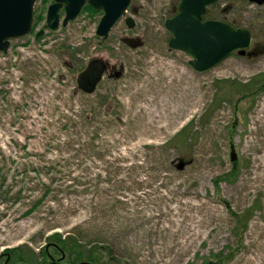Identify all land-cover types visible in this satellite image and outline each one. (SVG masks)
Masks as SVG:
<instances>
[{
  "label": "rangeland",
  "instance_id": "rangeland-1",
  "mask_svg": "<svg viewBox=\"0 0 264 264\" xmlns=\"http://www.w3.org/2000/svg\"><path fill=\"white\" fill-rule=\"evenodd\" d=\"M53 2L37 0L32 33L0 53V258L49 264L59 248L72 264H264V5L209 7L260 52L199 73L169 48L180 0H132L135 28L122 18L106 40L103 12L64 27L62 10L37 40ZM94 58L123 76L84 95L76 78ZM186 86L181 115L151 120Z\"/></svg>",
  "mask_w": 264,
  "mask_h": 264
},
{
  "label": "water",
  "instance_id": "water-1",
  "mask_svg": "<svg viewBox=\"0 0 264 264\" xmlns=\"http://www.w3.org/2000/svg\"><path fill=\"white\" fill-rule=\"evenodd\" d=\"M219 0H180L176 14L165 22L171 33L169 48L190 56V65L199 73L213 70L231 55L245 56L252 45V33L247 28H235L224 21L205 20L207 9ZM258 6L264 0H243ZM37 0H0V53L6 54L11 41L28 36L34 25V6ZM132 0H54L46 15L45 28L36 34L41 38L46 30H57L61 24L60 12L64 10L62 25L65 27L76 20L86 5L103 16L97 28V36L106 40L115 25L127 14ZM129 29L135 28L132 17L125 19ZM119 80L122 69L109 73L108 64L101 58H94L81 71L77 87L85 95H93L103 78ZM235 153L231 161H235ZM56 264V263H51Z\"/></svg>",
  "mask_w": 264,
  "mask_h": 264
},
{
  "label": "bare ground",
  "instance_id": "bare-ground-1",
  "mask_svg": "<svg viewBox=\"0 0 264 264\" xmlns=\"http://www.w3.org/2000/svg\"><path fill=\"white\" fill-rule=\"evenodd\" d=\"M171 69L172 66H169V68L166 69L169 70V77L172 75ZM189 91L190 88L188 86L184 87L182 90V94H180L174 99H171L172 103H170L169 101L162 100L163 104L161 105V107H156L153 110L151 109V120H168L170 119V116L176 117L178 115H181L187 103L189 102ZM168 104H170V107H168Z\"/></svg>",
  "mask_w": 264,
  "mask_h": 264
},
{
  "label": "trees",
  "instance_id": "trees-1",
  "mask_svg": "<svg viewBox=\"0 0 264 264\" xmlns=\"http://www.w3.org/2000/svg\"><path fill=\"white\" fill-rule=\"evenodd\" d=\"M86 11H88L92 15L99 13L98 11H96L95 9H93L92 7H90L88 5L84 7V10L82 12H86ZM205 19L209 20V19H214V18H211L209 15V12L207 11ZM233 24L235 27L239 28L238 25H236L235 23H233ZM231 87L234 88L235 90H237L242 95H244L242 100L246 99L247 97L254 95V94H252V92H250L253 90V86H251V88H248V86H242L241 84H237L236 82H232ZM186 130H187V128L182 129L181 132L177 136V141H178L179 146L185 145L188 141V138H186V141H182V136H184ZM182 147H184V146H182ZM246 220H247L246 218L241 219L242 223H244V224H246ZM45 259L47 260V256H45ZM42 264H45V263H42Z\"/></svg>",
  "mask_w": 264,
  "mask_h": 264
},
{
  "label": "flooded vegetation",
  "instance_id": "flooded-vegetation-1",
  "mask_svg": "<svg viewBox=\"0 0 264 264\" xmlns=\"http://www.w3.org/2000/svg\"><path fill=\"white\" fill-rule=\"evenodd\" d=\"M260 51H258V46L257 45H252L251 49L248 51L246 57L252 58L256 56ZM58 252L60 253V257L57 258H50V263L54 262L56 264H72L70 262L68 256L66 253H64L61 249H57ZM2 258H0V264H12V259H11V253H4ZM47 256H52L51 254L47 253ZM21 264V263H20ZM83 264H91L90 262H86Z\"/></svg>",
  "mask_w": 264,
  "mask_h": 264
}]
</instances>
